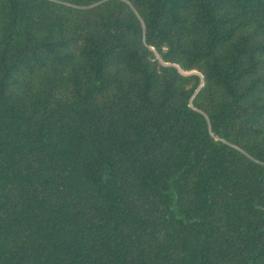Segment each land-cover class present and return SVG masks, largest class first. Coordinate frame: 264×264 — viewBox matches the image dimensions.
Listing matches in <instances>:
<instances>
[{
    "label": "trees",
    "instance_id": "1",
    "mask_svg": "<svg viewBox=\"0 0 264 264\" xmlns=\"http://www.w3.org/2000/svg\"><path fill=\"white\" fill-rule=\"evenodd\" d=\"M0 264H264V0H0Z\"/></svg>",
    "mask_w": 264,
    "mask_h": 264
}]
</instances>
